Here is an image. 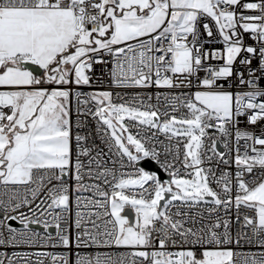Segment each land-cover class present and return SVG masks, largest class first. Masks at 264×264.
I'll return each instance as SVG.
<instances>
[{
	"label": "snow or ice",
	"instance_id": "obj_1",
	"mask_svg": "<svg viewBox=\"0 0 264 264\" xmlns=\"http://www.w3.org/2000/svg\"><path fill=\"white\" fill-rule=\"evenodd\" d=\"M0 264H264V0H0Z\"/></svg>",
	"mask_w": 264,
	"mask_h": 264
}]
</instances>
